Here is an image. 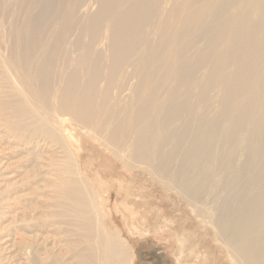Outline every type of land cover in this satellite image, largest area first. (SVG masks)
Instances as JSON below:
<instances>
[{
  "label": "bare ground",
  "instance_id": "obj_1",
  "mask_svg": "<svg viewBox=\"0 0 264 264\" xmlns=\"http://www.w3.org/2000/svg\"><path fill=\"white\" fill-rule=\"evenodd\" d=\"M67 120L264 264V0H0V264L135 262Z\"/></svg>",
  "mask_w": 264,
  "mask_h": 264
},
{
  "label": "rangeland",
  "instance_id": "obj_2",
  "mask_svg": "<svg viewBox=\"0 0 264 264\" xmlns=\"http://www.w3.org/2000/svg\"><path fill=\"white\" fill-rule=\"evenodd\" d=\"M65 125L72 131L69 140L74 147L82 145L85 171L105 200L109 226L121 231L134 247V264H231L212 228L205 227L176 190L145 165L133 166L105 150L93 134L76 130L69 120ZM183 239L186 248L180 256Z\"/></svg>",
  "mask_w": 264,
  "mask_h": 264
}]
</instances>
